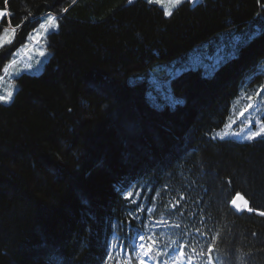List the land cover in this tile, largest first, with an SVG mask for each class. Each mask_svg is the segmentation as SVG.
Wrapping results in <instances>:
<instances>
[{"label": "trees", "instance_id": "1", "mask_svg": "<svg viewBox=\"0 0 264 264\" xmlns=\"http://www.w3.org/2000/svg\"><path fill=\"white\" fill-rule=\"evenodd\" d=\"M0 11V37L14 34L0 75L45 16L57 22L40 73L18 75L0 101V264H264V136L212 137L264 76V30L210 77L172 79L174 109L134 81L263 25L264 0L184 1L169 15L149 0H0Z\"/></svg>", "mask_w": 264, "mask_h": 264}, {"label": "rangeland", "instance_id": "2", "mask_svg": "<svg viewBox=\"0 0 264 264\" xmlns=\"http://www.w3.org/2000/svg\"><path fill=\"white\" fill-rule=\"evenodd\" d=\"M169 15L181 2L187 1L191 5L201 0H149ZM129 2V0H128ZM134 2V0H132ZM3 13V12H0ZM2 15H0L1 18ZM57 28L55 15L48 14L27 37L24 44L14 52L11 60L0 75V97L12 98L17 84L15 78L22 73L38 74L45 62L48 61L50 51L46 48L47 35ZM264 30V24L259 26L229 30L196 46L187 55L166 63L157 64L138 77L131 78V82L144 81L146 83V96L148 101L156 108L168 107L174 109L183 99L176 97L171 89V80L187 70H200L204 77H210L214 70L224 61L234 57L238 49L252 36ZM14 39L11 28H7L0 37V47ZM258 71H263L259 69ZM259 133V137L255 134ZM264 136V76L258 82L244 85L240 94L232 103L230 114L224 125L212 133L218 140H235L237 142H250ZM236 201V203H233ZM232 206L237 211L246 210V205L240 197H235ZM172 264V263H167Z\"/></svg>", "mask_w": 264, "mask_h": 264}, {"label": "snow or ice", "instance_id": "3", "mask_svg": "<svg viewBox=\"0 0 264 264\" xmlns=\"http://www.w3.org/2000/svg\"><path fill=\"white\" fill-rule=\"evenodd\" d=\"M129 2L131 3L132 0H129ZM177 3H179V0H176ZM0 15H3V13H0ZM11 97V93L8 94V97H0V101H7V99ZM259 133H256L255 136L259 137ZM233 203H236V201H233Z\"/></svg>", "mask_w": 264, "mask_h": 264}]
</instances>
